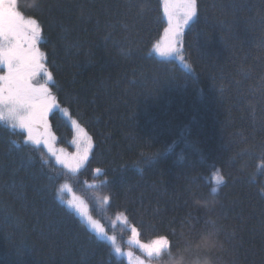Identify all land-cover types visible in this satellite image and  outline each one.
Returning a JSON list of instances; mask_svg holds the SVG:
<instances>
[{"label": "trees", "instance_id": "trees-1", "mask_svg": "<svg viewBox=\"0 0 264 264\" xmlns=\"http://www.w3.org/2000/svg\"><path fill=\"white\" fill-rule=\"evenodd\" d=\"M17 4L40 22L51 90L94 144L69 172L0 126V264H127L60 200L62 181L124 246L128 222L144 240L167 235L173 251L214 228L216 264H264V0H197L189 68L151 52L162 0ZM50 118L69 145L66 118ZM216 166L224 180L210 196Z\"/></svg>", "mask_w": 264, "mask_h": 264}, {"label": "snow or ice", "instance_id": "snow-or-ice-1", "mask_svg": "<svg viewBox=\"0 0 264 264\" xmlns=\"http://www.w3.org/2000/svg\"><path fill=\"white\" fill-rule=\"evenodd\" d=\"M6 2L7 7L4 6ZM197 9V0H164V12L169 27L165 29L166 49H157L161 55L180 51L176 45L182 43L184 26L197 17ZM40 33L41 29L37 21L34 18L25 19L18 10L17 0H0V72L3 73L0 75V126L8 127L13 131L17 128L27 130V140L34 144L40 143V140L33 135L34 126L42 123L47 128L48 113L59 108L55 97L51 96L47 87V81L53 79L52 73L48 72L41 63L43 53L36 47ZM25 44L28 47H25ZM41 73L46 76L47 81L36 87L32 80ZM220 182L223 183V177ZM211 191L216 193L217 188L214 187ZM189 192L195 195L191 189ZM68 205L85 218L101 238L107 237L103 228L93 221L81 206L82 202L68 201ZM261 229L264 231V221L261 222ZM132 232L135 235L136 229L132 228ZM204 232L213 234L219 240V233L214 228L206 229L200 234ZM195 238H187L183 246ZM109 239L115 242L114 237ZM134 243L146 249L149 256L153 254L159 256L162 251L169 250V240L164 236L148 245L140 243L139 240H135ZM114 251L121 254L119 247ZM128 255L131 256V253ZM213 257L215 259V253Z\"/></svg>", "mask_w": 264, "mask_h": 264}, {"label": "rangeland", "instance_id": "rangeland-1", "mask_svg": "<svg viewBox=\"0 0 264 264\" xmlns=\"http://www.w3.org/2000/svg\"><path fill=\"white\" fill-rule=\"evenodd\" d=\"M4 6L5 7L8 6L7 2L4 4ZM17 8L23 14L25 19L34 18L37 21V23L39 24L40 29H41L40 22L36 17L23 13L20 10V8L18 7V4H17ZM162 8H163L164 17L166 19V23H165V26L163 28L161 35L158 37V39H156L154 41V43L151 47V52L153 54H155L156 56H158L159 58H163V59L175 58V59H178L182 65L189 68L190 63L188 62V60H186L184 58V55H183L184 34H185L187 27L189 26V24L193 20L189 21V23L184 26L183 35H182V43L176 45L177 48L180 49V51L178 53L174 52L170 55H161L160 51H158L157 49L158 48L161 50L166 49L167 38L165 36V29L169 27L168 18L164 12V0H162ZM41 37L42 36L40 33V37L38 38L36 47H38L40 52L43 53L41 63L44 65V67L46 68V70L48 72H51V70L48 66V63L46 61V53L40 44ZM25 47H28V45L25 44ZM2 74L3 73L0 72V75H2ZM52 77H53V75H52ZM46 81H47L46 76L43 73H41L35 79L32 80V83L34 86L39 87L40 84H44ZM52 82H53V79H52V81H47V87L49 88L51 96L55 97L56 104L59 105L58 109H53V110H58L61 113V115L66 118L69 125L72 127V137L69 140L70 144L66 145V144H62V143L58 142L57 132L54 129L53 124H52V120L50 118V113L53 110L48 113L47 128H45V126L42 123L36 124L33 128V135L40 140V143L36 144V145L41 146L44 149V151L46 152V154L50 158H52V160L56 164L62 166L64 169H66L69 172H77L78 170H80L85 165V163L87 162L88 158L91 155V151H92L93 144H94L93 137L90 134V132L87 130V128L83 124L80 123V121L77 119V117H75L71 114L69 108L67 106L61 105L58 102V100L56 98V94L51 90V83ZM22 131L25 132V135H26L25 138L27 139V135H28L27 130H22ZM45 141H47V143H45ZM30 142H32V141H30ZM50 148H51V150H50ZM98 171H99V169H98ZM221 177H223V174H222L220 168H218V167L214 168L212 171V174H211L212 188L215 187L218 190V188L221 184V182H220ZM223 180H224V177H223ZM88 183L93 184V182H88ZM58 196H59L60 200L67 207H69L68 201H73L74 203H81L82 202L81 206L86 210L88 215H90L92 217L93 221L97 222V224L103 228L104 232L107 233V237L102 238V239L108 241L111 244L113 250L116 247H119L121 249V254H117L115 251L114 252L118 256L123 257L126 260L127 264H160V262L157 261L158 256H156L155 254H153L152 256H149L147 253V250L141 248L139 245L134 243V241L139 240L140 243L148 245L153 240H155L161 236L167 237V239L169 240L167 235H160V236H156L150 240H144L139 235L138 227L136 225H134L133 223L128 222V227L130 228V231L127 232V234H125V236L123 238V241L125 243H127L128 246H124L118 240L117 234L108 232V230L106 229L102 220L92 213L88 200L83 195H81L80 193L75 191L72 184L69 181H62L60 183ZM69 208L71 210H73L87 224V226L90 228V230H92L94 233L97 234L98 237H100L98 232L89 225V223L87 222V220L85 218H83L78 212H76V210L74 208H71V207H69ZM119 218L122 220V223H124V221H128V218H126V216L122 215V217H119ZM132 228L136 229L135 235L132 232ZM111 237L115 238L114 243L111 239H109ZM129 253H131V256L128 255Z\"/></svg>", "mask_w": 264, "mask_h": 264}, {"label": "clouds", "instance_id": "clouds-1", "mask_svg": "<svg viewBox=\"0 0 264 264\" xmlns=\"http://www.w3.org/2000/svg\"><path fill=\"white\" fill-rule=\"evenodd\" d=\"M209 195L214 196V193ZM221 248V242L213 234L204 232L181 248L165 250L162 264H216L213 253Z\"/></svg>", "mask_w": 264, "mask_h": 264}, {"label": "bare ground", "instance_id": "bare-ground-1", "mask_svg": "<svg viewBox=\"0 0 264 264\" xmlns=\"http://www.w3.org/2000/svg\"><path fill=\"white\" fill-rule=\"evenodd\" d=\"M217 167V166H216Z\"/></svg>", "mask_w": 264, "mask_h": 264}]
</instances>
